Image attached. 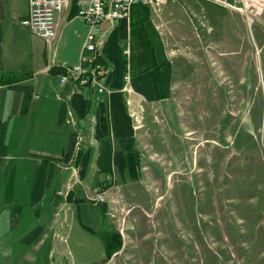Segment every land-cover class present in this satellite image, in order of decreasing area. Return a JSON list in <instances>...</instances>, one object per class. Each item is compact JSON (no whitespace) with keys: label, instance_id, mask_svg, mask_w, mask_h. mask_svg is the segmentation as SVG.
Returning <instances> with one entry per match:
<instances>
[{"label":"rangeland","instance_id":"obj_1","mask_svg":"<svg viewBox=\"0 0 264 264\" xmlns=\"http://www.w3.org/2000/svg\"><path fill=\"white\" fill-rule=\"evenodd\" d=\"M148 7L176 70L167 101L133 95L142 171L52 231L0 172V264H264V9Z\"/></svg>","mask_w":264,"mask_h":264},{"label":"crops","instance_id":"obj_2","mask_svg":"<svg viewBox=\"0 0 264 264\" xmlns=\"http://www.w3.org/2000/svg\"><path fill=\"white\" fill-rule=\"evenodd\" d=\"M76 1L58 15L56 37L46 41L20 22L29 0H0V172L51 231L62 211L80 217L82 201L100 205L92 200L94 187L110 189L121 177L127 184L128 175L142 171L133 95L167 101L176 70L169 45L141 22L148 5L136 3L127 18L101 24L107 32L99 54L109 68L110 93L73 81L60 86L59 65L79 62L88 31ZM79 128L84 135L78 145ZM72 173L78 181L69 189ZM104 208L108 217L109 204Z\"/></svg>","mask_w":264,"mask_h":264},{"label":"built area","instance_id":"obj_3","mask_svg":"<svg viewBox=\"0 0 264 264\" xmlns=\"http://www.w3.org/2000/svg\"><path fill=\"white\" fill-rule=\"evenodd\" d=\"M168 0H77V14L82 18L88 27L86 39L83 46V52L78 63L71 64L62 62L59 65L61 72L59 74L60 86H65L73 81L85 88H94L99 93H110L106 85V77L109 74V68L100 60L99 50L105 41L107 30L101 27L102 22L127 18L130 14L133 4L141 3L150 5L153 9L159 10ZM222 7L230 8L242 14L251 24L255 18H258L264 9V0H206ZM73 0H29V11L26 17L20 22L27 27L33 34L51 41L57 34V17ZM125 53L130 54L127 48ZM126 89L132 90L131 75L127 71L124 75ZM72 116L73 113L70 112ZM69 122H74L70 119ZM83 129L77 130V144L79 145L84 135ZM73 181L68 183V188H72L78 181L77 174L72 173ZM59 191V194H63ZM94 197L92 200L96 203H110L106 190L101 186L93 189Z\"/></svg>","mask_w":264,"mask_h":264},{"label":"trees","instance_id":"obj_4","mask_svg":"<svg viewBox=\"0 0 264 264\" xmlns=\"http://www.w3.org/2000/svg\"><path fill=\"white\" fill-rule=\"evenodd\" d=\"M74 5H76V4H74ZM52 70H53V68H52ZM54 71L56 72V71H58V70H55V68H54ZM59 71L61 72V69L59 68ZM107 188V187H106ZM106 188H104V189H106Z\"/></svg>","mask_w":264,"mask_h":264}]
</instances>
